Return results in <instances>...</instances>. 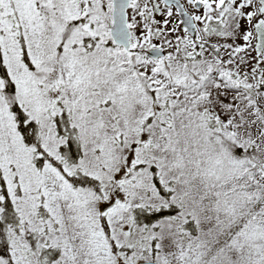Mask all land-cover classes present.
Returning <instances> with one entry per match:
<instances>
[{
  "label": "snow or ice",
  "instance_id": "6c2138e0",
  "mask_svg": "<svg viewBox=\"0 0 264 264\" xmlns=\"http://www.w3.org/2000/svg\"><path fill=\"white\" fill-rule=\"evenodd\" d=\"M0 264H264V0H0Z\"/></svg>",
  "mask_w": 264,
  "mask_h": 264
}]
</instances>
